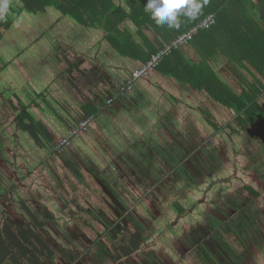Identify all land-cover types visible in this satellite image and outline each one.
<instances>
[{
	"label": "crops",
	"instance_id": "obj_1",
	"mask_svg": "<svg viewBox=\"0 0 264 264\" xmlns=\"http://www.w3.org/2000/svg\"><path fill=\"white\" fill-rule=\"evenodd\" d=\"M123 21L129 20L126 18ZM84 27L89 34L87 43L90 47L80 53L75 48L61 50L62 45L53 42L52 47L47 49L48 56L44 57L43 86L34 89L31 83L30 90L27 89L20 97L15 95V100L21 104L20 106H27V110L31 104L40 105L44 110V127L47 129V132L44 130V155H52L54 142L61 138L77 119L90 111L94 118L88 129L74 139L72 144L64 149L62 155H57L61 158L53 161L54 166H57L58 173L64 178L72 180L74 186L81 184L82 188L77 187L78 190L86 199H91L94 206L110 210L112 203L108 206L102 203L103 199H130L129 207L135 209V218L140 220L137 223L141 227L139 230L144 236L146 234V238L150 236L151 239H158V235L171 231L170 229L179 230L184 218L179 219V215L183 214L177 207L162 206L156 200L173 198L178 183L183 182L185 175L191 176L196 173L195 170L192 171L193 165L200 167L197 162L206 164L207 159L200 157L193 159L191 164H185L186 154L193 151L194 156L205 145L216 146L217 150H221L216 141L217 138L223 139L221 135L226 129L228 132L224 125L228 122L225 117L233 118L236 113L218 103L202 89L198 90L184 80L164 75L158 70L159 74L154 80H137L131 89L119 94L120 83L126 79L130 68L137 67L142 61L113 47L99 48L96 53L91 46L90 37L94 36L101 45V41L107 39L104 31L99 28L103 33H96L97 27L87 25ZM139 46L145 47L146 44L138 42L131 44V53L141 54V50L137 49ZM52 51H55L53 52L55 64L50 54ZM179 51L187 62L199 64L203 61L189 42L182 45ZM92 54L95 55L92 57L93 63L85 57ZM97 54L103 61L99 67L96 65ZM207 62L219 79L236 93L241 91L239 74L248 81L252 80L249 70L228 64L220 52ZM128 63L131 66L125 69ZM168 67L170 68V65ZM82 68H93V71L98 72L103 78L99 87L96 79L83 81L85 74ZM91 75L89 73L88 78ZM148 76L143 78L147 79ZM235 80L239 89L232 87ZM212 81L213 79L211 83ZM31 94L30 100L28 98ZM34 96H37L35 100ZM38 98L42 100L41 103H38ZM109 98L113 101L107 104ZM23 102L25 104H22ZM262 104L264 105V101ZM15 108L17 109L16 106ZM13 117L17 123L13 134H16L18 128L22 127V122L18 121L23 117L22 109L15 110ZM40 117L43 121L42 113ZM207 118L210 120L207 121ZM211 121L217 129L212 127ZM205 132L209 133L207 139L202 138ZM47 134L53 137L49 139ZM210 138L213 143H208ZM11 143L16 153L19 148L18 141L15 138ZM182 154L184 158L179 159L178 155L182 157ZM200 155L204 156L203 153ZM224 167L231 171L236 168L234 163L226 164ZM219 171L220 174L227 172L222 169ZM24 175L26 174L19 176V179H23ZM184 181L188 182L187 189L196 186L200 189L199 197L193 196L194 194L191 196L194 203L189 206L190 211L206 210L208 200H213L212 206L218 207L222 197L219 191L225 187H234L228 177L219 178L217 173L206 182L192 176L190 182ZM192 181L196 183H191ZM215 182L220 184L227 182V185L217 187L214 185ZM203 183H206V186ZM209 183L211 188H208ZM229 194L226 200L231 201L230 205L234 206L232 202L235 200L234 192ZM190 216H193V213H190ZM190 221L197 223L193 217ZM263 259L264 256H260L256 261L260 262ZM259 264H264V260Z\"/></svg>",
	"mask_w": 264,
	"mask_h": 264
},
{
	"label": "flooded vegetation",
	"instance_id": "obj_2",
	"mask_svg": "<svg viewBox=\"0 0 264 264\" xmlns=\"http://www.w3.org/2000/svg\"><path fill=\"white\" fill-rule=\"evenodd\" d=\"M3 31H0V35H3ZM13 96L15 98V95ZM13 98H5L8 108L2 106V100L0 99V137L2 130L6 129L4 128L5 124L7 122L11 123L9 119H12V126L8 127L9 130H12L11 127L14 129V126L17 125L15 121L16 116L13 117V114L15 110L22 109V106L18 105L19 102L16 104V100H12ZM14 105L17 109H14ZM10 110L13 111L12 114H8ZM21 121L22 127L18 128L19 131L13 135V140L16 138L18 141L17 146H19L20 150L18 148L16 153L10 152V147L12 148L14 146L9 141L10 146H8V150L10 155L6 156V158L0 156V161L3 164H7L4 165L6 170L3 173L0 166V199H4L5 197V200H8V204H5L8 205L6 206L7 208H4L5 206L0 203V229L3 222H7L10 226L12 223L13 225L17 222L20 223L21 221L18 218L10 217V215L14 216L19 212L23 216L25 214L28 218L26 221H28L27 207L32 213L38 214L43 221V226L39 230L43 234L46 243L52 246V249L46 246L47 249L44 250V255L40 260L41 264H172L178 260L177 255L179 253L183 254L185 252L183 250H177L178 243L176 242L179 239L181 240V244L187 246L186 250L196 246L197 242L204 247V254H200L202 256V264H253L258 257L264 256V218L261 222H258L257 207H254L259 203L261 198H264V194H262L264 184L262 185L261 181H258L261 191L249 187L250 191L252 190L255 193L249 190L243 191L239 187L222 188L219 191V194L222 196L220 197L222 208L219 210L213 209L215 207L208 205L204 211L201 209L190 211V208L181 211L183 215H179V219L184 218L183 225L177 231H181L182 234L178 237H172V240L169 239L170 237H167L168 243L163 244L160 243L159 239H151L152 241H149V245L156 246L158 249V251H154L146 247L148 246L145 242L147 240L146 234L144 236L142 231L139 230L141 227L137 223L140 220L135 218V209L129 207L130 199H101L102 203H106L108 206H110L109 203H112L110 210H104L103 207L91 204V199L88 200L82 196V193L78 190V188H82L81 184L74 186L72 180L64 178L58 173L59 170L57 166H54L55 163L53 164V161L55 162L57 158H61L57 155L62 154L64 150L62 152H56L52 149L53 159L50 161L49 159L44 160L46 164L44 165L43 163L41 165V170L44 169V166L48 168L44 170V176L42 171H40L41 176H37V178L28 176V180H24L25 176H27L24 175L23 179H19V176L22 174L30 172L26 173L23 171L24 168L29 166L31 168L30 162L34 164L39 160L34 157L29 161L23 151H34L41 155L42 159L44 157V140L40 141L38 137H33L31 134V137L35 140L32 142L28 129L30 124L29 119L24 117ZM223 149L218 150V156L206 153L208 159L210 156L211 164H208V160H205V163L209 167L203 169V164L197 162L200 167L193 165L196 173L191 176L201 178L202 181L206 182L222 169L220 167H224L226 164H235V161L231 159L230 155L225 154V150ZM15 168L19 171L18 173L15 171ZM263 169L261 167V171ZM234 175H236L235 172ZM191 176L190 174L185 175L184 180L189 181ZM261 179L264 183V178L261 177ZM184 180L183 182L187 187L188 182ZM39 188L44 189L40 198L47 201L50 200L48 196L52 195V201L59 199L60 204L63 205L62 208L58 207L61 214L70 215L76 221L73 227L65 224H57V228L61 231L57 235V239L60 241L59 244L55 243L56 239H50L45 235L47 231L45 226L51 223V221L44 218V211L42 212L38 206L33 208L31 203L33 199L32 194ZM195 188L199 189L198 186ZM236 191H239V193ZM231 192H234L233 197L235 200H232L234 206L230 205L231 201L226 200ZM75 194L82 202L84 201L85 204L79 207L85 208V213L79 212L78 208L77 210H73L72 207H68L62 201L68 195L75 199ZM18 195L22 196L20 199V201H23L22 204L17 202L16 196ZM3 209H9L10 215H8L7 211H2ZM190 213H193V216H190ZM261 214H264V211ZM236 216H239V218L235 219ZM191 217L197 223L190 221ZM123 229L133 233L136 231L139 232L142 240L136 243L137 246H132L137 239L132 238L130 246L128 242L119 240V233ZM72 232L75 233L73 234ZM167 232L170 231L168 230ZM181 235L186 239V243L180 238ZM160 236L158 235L157 237ZM101 241H104L102 248L97 249ZM173 241H175V246L172 243ZM120 244L124 246L121 247ZM89 245L96 249L87 259L86 254H81L86 249L82 251L81 248ZM131 246L134 249L127 253Z\"/></svg>",
	"mask_w": 264,
	"mask_h": 264
},
{
	"label": "trees",
	"instance_id": "obj_3",
	"mask_svg": "<svg viewBox=\"0 0 264 264\" xmlns=\"http://www.w3.org/2000/svg\"><path fill=\"white\" fill-rule=\"evenodd\" d=\"M18 1L20 3V10L32 13L52 10L53 12L55 11L54 13L57 12L61 16H69L84 25L102 28L105 37L108 40H112L111 43L114 45L115 49L123 54L139 58L138 60H141L142 63H145L150 55L157 50L154 48L156 46L152 45L147 51L143 50L141 54H132L130 43L124 47L123 40L118 41L116 39V41L114 39L116 36L120 38V36L124 35L120 23L116 21L114 17L119 16L123 20L125 17L129 19L130 17H134L135 10L141 7V3H143L142 1L146 2V0H121V3H118L117 0ZM122 3L128 8V11L125 10V7H121ZM209 13L214 14V24L209 27L200 28L201 30L198 29L191 37L189 43L200 54L203 60L202 62L218 55L219 52L222 51L221 48L223 44L229 45L230 50L226 52L222 51L223 53L221 54L226 58L228 64H233L241 69L249 70L252 80L248 81L239 74L238 77L241 84V91L236 93L228 86V84L219 79L217 74L213 72L208 65V62L203 68L198 67L196 64H192L190 61L187 62L180 53L179 48L171 49L168 54L164 55L154 70H158L164 75L170 77L175 76L177 79L180 78L196 89L207 91V93L218 103L233 110L236 115L233 118L230 117L228 122L224 123L225 127L228 128V136L232 137V140L228 138L232 144L236 143V140L233 138L235 133H241V136H243L245 131L249 130L251 126H254L257 130L255 135L263 144L261 145L260 150L247 148L249 150H247V153L245 154L250 157H256L259 155L262 157L264 155V105L260 103L259 98L264 94V0H208L207 5L202 8L201 14L197 19L188 20L187 17L181 16L184 17V19L180 20V27L174 28L172 33L169 34L167 40L161 43L164 45L167 44L174 36L181 34L183 31L189 30ZM16 14H18V12H16L15 15ZM111 16L114 19H112ZM145 19L146 21L144 22H147V24L151 21L155 24L153 19L149 17H146ZM11 24L12 20L0 12V31L8 28ZM217 26H220L221 29H217ZM216 29L221 32L220 37L216 36ZM145 48H147V46ZM68 63L70 62L68 61ZM142 63L135 67L138 68ZM168 65H170V68ZM135 67L130 68V70H135ZM82 70L85 74L83 81L88 82L90 81L89 79L92 81L96 79L99 87L103 78L100 77L98 72L93 71V68H82ZM89 73L92 74L90 78H88ZM212 79L213 81L211 83ZM16 96L19 97L18 95ZM28 99H32V94ZM33 99L35 100V98ZM22 104L25 103L23 102ZM88 114H90V111H87L84 116L77 119L73 125H76ZM22 116V118L26 117L29 119L30 124L28 129L32 132L33 137H38L40 134L44 136V130L47 132V129L44 127L41 117L37 120H32V117L27 110V106L25 107V105L22 106ZM209 120L210 119L207 118V121ZM18 121H21V119H18ZM73 125H71V127ZM211 125L214 128L217 127L212 121ZM47 135L49 139L53 137L51 134ZM221 136L223 138L224 134ZM208 141L206 140V144ZM259 144L260 143H258V145ZM246 189L250 191L248 186H246ZM247 190L243 189V191ZM65 199L62 201L68 207L71 206L73 210H77L78 208V211L82 213L86 212L85 208L79 207L84 204L80 203L76 195L75 199ZM53 202L58 211L53 212L52 206L46 200L44 202L41 199L36 200V198L31 200L33 208L38 206L42 212L44 211V218L51 221V223L52 220H54L53 222L56 224H65L73 227V224L76 223V221L70 215L61 214L58 207L62 208L63 205L60 204L59 199H55ZM27 211L29 217L28 221L17 222L14 225L12 223L13 226H10L7 222L1 224L0 264H41L40 260L44 255V250L47 249L46 246L49 249L50 247L52 249V246L46 243L43 234L39 230V228L43 226V221L38 214L32 213L28 207ZM54 214L57 215V218ZM118 237L120 241L128 242L129 246L132 243V238L137 239L132 246H137L136 243L142 240L139 232L136 231L133 233L126 231L125 229L119 233ZM120 246L123 247L124 245L120 244ZM132 246L127 253L134 249Z\"/></svg>",
	"mask_w": 264,
	"mask_h": 264
},
{
	"label": "rangeland",
	"instance_id": "obj_4",
	"mask_svg": "<svg viewBox=\"0 0 264 264\" xmlns=\"http://www.w3.org/2000/svg\"><path fill=\"white\" fill-rule=\"evenodd\" d=\"M120 1L121 0H117L118 3ZM142 2L143 3H141V7L136 9L137 11L135 10L134 17H130V19L128 18L129 21H123V19H121L119 16L114 17L115 20L120 23V27H121V30L123 31L124 35L128 36L127 37V36L122 35V36H120V38L118 36H116V38H114V39L115 40L117 39L118 41L123 40L124 41V43H123L124 47H125V45H128L129 43L130 44H134L137 42L142 43V44L145 43L147 48H145L146 46L145 47H141V46L137 47V49L139 51L141 50V52H143V50L147 51L150 48V46H152V45L156 46V47H154L156 49H163L164 44H162L161 42H164L167 40L169 34L172 33L174 28H169L166 25L160 26V25H157L156 23L155 24L152 23V21L149 22V24H147V22H144V21H146V19H145L146 17H149V18H151V17L148 13H146L144 11V6H145L146 2H144V1H142ZM5 4H7L6 11L4 10ZM121 7L122 8L125 7L123 3H122ZM19 8H20V3L18 0H0V12L12 20V24L9 25L8 28L4 29L3 35H0V99L2 100V106H6L7 108H8V104L5 102V101H7L6 99L13 98L14 97L13 95H15V94L18 95L19 97L22 96L27 91V89H29V86L31 85V83H33L34 89H37V88H40L43 86V84H44V57L48 56L49 53L47 52V49L50 46L52 47L53 42L58 43L59 45H62L61 50L75 48L80 53L85 52L86 49L90 47L89 44L87 43L89 34L86 32L85 27H84L85 25L83 23H80V22L76 21L75 19H73L69 16H61L57 12L54 13L55 11L53 12L52 10H48L45 12L32 13V12H28L25 10H20ZM50 9H53V8H50ZM125 10L128 11V8L125 7ZM16 12H18V14L15 15ZM127 16H129V15H127ZM111 18L114 19L112 16H111ZM125 19H126V17H125ZM183 19H184V17H181V16L179 17V20H183ZM217 29H221V27L217 26ZM217 29H216V31H217ZM212 31H214V30H212ZM99 32L103 33V31L98 28L96 30V33H99ZM183 32H185V31H183ZM177 36H179V35H177ZM177 36H174L173 39ZM216 36L220 37L221 32L217 31ZM90 39L92 40L91 46L94 48L93 50H95L96 53L99 50V48L113 47L115 49L114 45H112V43H111L112 40L104 39L101 41V45H99L94 36L91 35ZM162 39H163V41H162ZM187 40H188L187 42L191 41L190 38ZM222 41H223V39H222ZM187 42H185V43H187ZM71 44H74V45H71ZM160 44H162V45H160ZM181 46L182 45H180L176 48H180ZM172 49H174V48H172ZM221 49H222V51L226 52V51L230 50V46L223 44ZM222 51H220V54L223 53ZM53 52H55V51H52L50 53L52 56H53ZM92 55L91 56L86 55L85 57L89 58L88 60L93 63L94 60L92 59V57H94L95 55H93V56ZM97 56H98V58H97L96 65L99 67V64H101V62H103V61L99 57V54H97ZM52 58H53V64H55L54 63V56ZM108 58H109V56H108ZM196 65L200 68L201 67L203 68L205 65H207V61H204V62L196 64ZM130 66H131V64L128 63L126 68H128ZM102 67H104V66L102 65ZM131 72L132 71H130L128 73V75L125 77L126 79L124 80V82L130 77ZM158 74H159L158 71L153 70V72L148 74L149 76L147 79H144L145 77L144 78L142 77L139 80H141V79H142L141 81H143V80L148 81V80H152V79L154 80ZM124 82H122V84ZM232 87L235 89H239L238 84H237V80L234 81V84ZM240 88H241V86H240ZM203 91L205 93H207L205 90H203ZM35 97H37V96H34L33 98H35ZM14 99L15 98H13L12 100H14ZM21 99H23V98H21ZM259 100H260V103L262 104V102L264 101V94L261 96V98ZM41 101L39 99L38 103H41ZM17 102L18 101H16V103ZM18 105L20 106L21 104L18 103ZM28 111L32 117V120L33 119L37 120L38 118H40V115L42 113L43 114V123H44V110L41 109L40 105L31 104ZM227 112L229 113L228 110H227ZM12 113H13V111L10 110V112L8 114H12ZM225 119L229 120L230 117L228 119L226 116ZM10 120H11V123L7 122L5 124L4 128H6V129L2 130L1 137H0L1 138L0 156H3L5 158H6V156L10 155V152L14 153V151L11 147H10V152L8 150V146H10L9 141L10 142L13 141V135H14L13 134V131H14L13 127H11L12 130L8 129L9 126H12V119H9V121ZM20 122H22V121H20ZM26 123H27V121H26ZM256 132H257L256 128L254 126H251L249 128V130L245 131L243 136H241V133H235L233 135V138L236 140L235 144H232L231 141H229V139L232 140V137L228 136L229 133H227V129H226V132L224 133L223 139L219 140V138H217V141H216L217 146H221L220 147L221 149L224 148L223 149V150H225L224 153L230 155L231 159L234 158L235 166L237 168L236 171L235 170L231 171L228 167H221L222 170H225L227 172H222L220 174V171H219V174L217 173V177H219V178L222 176L228 177L230 179V182L233 184L234 188L239 187L241 190H243V189L247 190L246 186H248V188L250 187L251 189H257L258 191H261V189H260L261 187H259L258 181H261V183L264 184L262 182V179H261V177L264 178V169L261 171V167L264 168V155L262 157H261V155L256 156V157H250V156L245 154V153H247V150H249L247 148H251L252 150L253 149L254 150H256V149L260 150L261 149V145L263 143L261 142V140H259L256 137V135H255ZM31 134H32V132H30V137H31ZM208 134H209L208 132H205V134L202 138L207 139ZM38 139L40 141H43L44 136L42 134H40V135H38ZM33 141H35V140L32 138V142ZM210 142L213 143L211 138L209 139V143ZM258 143H260V144L258 145ZM53 145H52V148H53ZM257 145H258V148H257ZM210 150H211V152H210ZM262 150H263V148H262ZM181 152H183V151H181ZM188 152H189V150H188ZM218 152L219 151L217 150L216 146L210 147L209 145H205L204 148L202 150H200L199 152H197L194 156H192L193 151H190L189 154H186L187 155L186 159H184V160H186V162H184V163L185 164H191L193 159H195L196 157H200V158L207 159L208 164H211L212 161L210 160V156L208 159V155L205 156L206 153L218 156ZM23 153L26 155V157L28 158L29 161L32 160V158H34V157L36 159H39L34 164H32L31 162L29 163V164H31V168L27 167V168L23 169V171L26 173L30 171L29 173L26 174L27 176H25L24 180H28V176H33V178H37V176H41L40 171H42V174L44 176V170H47L48 168L44 166V169L41 170V165L43 163H44V165L46 164L44 162V160L53 159V155H49V154L44 155V157L42 159V156L37 154L34 151L27 150L26 152L23 151ZM200 153H203V155L205 157L201 156ZM178 158L183 159L184 158L183 154H182V157L181 156L179 157V155H178ZM226 159H227V157H226ZM214 162H215V160H214ZM208 164L206 165L203 163V165H202L203 169H207L209 167ZM4 165H7V164L6 163L3 164L0 161L2 173H3V171L6 170ZM15 171H16V168H15ZM193 171H194V169H193ZM201 172H203V171H201ZM234 172L236 174L235 177H231V175H233ZM189 182H190V180H189ZM191 183H196V182L192 181ZM203 184L206 186V183H203ZM215 184L218 187L220 185H227V182H224L222 184L215 182L214 185ZM70 186H72V185L70 184ZM194 186H195V184H194ZM210 186H211V183L208 184V188H211ZM176 191L177 192L175 194H173V198H171L169 200L168 199H158V200H156V202L162 206H175V207L178 206L177 208L180 211H183L185 208H187L189 206L191 207V205L194 203V201L192 200L193 197L191 199V196L193 194H194L193 196L199 197L200 189H197L195 187H190L189 189H187L184 182L180 181L177 185ZM209 191L211 192L212 190L209 189ZM42 192H44V189L39 188L34 193V195L31 193L33 200L36 198V200L41 199L44 202V200L42 198H40ZM236 192L239 193V191H236ZM262 194H264V191H262ZM21 197L22 196H20V195L16 196L17 202L22 204L23 201H20ZM48 197L50 200H47V202L50 203V205L52 206V211L53 212L58 211L55 203L51 199L53 196L50 195ZM65 198H66L65 200H72V198L69 195ZM79 201H80V203L85 204L84 201L82 202V200H80V199H79ZM208 201H209V206H212L214 204L213 200H208ZM3 202H4V204H3ZM0 203L3 206H5L4 208H7L6 206H8V205H5V204L6 203L8 204V200H5V197H4V199H0ZM13 206H14V204H13ZM221 206L222 205L220 204L218 207H215L213 209H216V208L221 209L222 208ZM254 207H257V220H258V222H261L264 218V214H261L264 211V209H263L264 208V198H261V200H259V203L256 204ZM2 211H7L8 215H10L9 209L8 210L3 209ZM12 211H13V209H12ZM54 216L57 218L56 214H54ZM10 217H12V218L16 217L20 221L28 219L27 216L25 214L23 216L21 214V212L17 213L14 216L10 215ZM237 218H239V216L235 217V219H237ZM53 221L54 220H52V223H48L45 226V228L47 229L45 235L47 237H49L50 239H54V240L56 239L55 243L59 244L60 241H59V239H57V235L61 231L57 228V224L54 223ZM227 222H228V220H227ZM159 223H160V225H162L161 222H159ZM168 223H169V221H168ZM170 230H171L170 232H165V233L161 234V237L158 238L161 244L168 243L169 237H171V238L174 236L178 237L180 234H182L181 231H172V229H170ZM72 233L74 234L75 232H72ZM180 238H182V240L185 241V243H186V239L182 235L180 236ZM149 241H152V240H151L150 236H147V240H145V242L148 244V246H146V247H148L150 250L158 251L156 246L149 245ZM177 241H178V242H176V243H178L177 250L178 251L183 250L185 252L183 254L179 253L177 255L178 260L172 264H202V256H200V254H204L205 250H204V247L201 246V244L199 242H197L196 246H193L190 249L186 250L187 246L184 244H181L180 239ZM103 242L104 241H101L99 243L97 249L102 248ZM172 243L175 246V241H173ZM81 249H82V251H84L86 249V251L82 252L81 254H86V258L88 259L91 255V253L96 248L89 245L87 247H82ZM261 257H263V255ZM263 260H260V262ZM260 262L254 261L253 264H256V263L259 264Z\"/></svg>",
	"mask_w": 264,
	"mask_h": 264
},
{
	"label": "built area",
	"instance_id": "obj_5",
	"mask_svg": "<svg viewBox=\"0 0 264 264\" xmlns=\"http://www.w3.org/2000/svg\"><path fill=\"white\" fill-rule=\"evenodd\" d=\"M214 22V14L209 13L195 26L191 27L185 32H182L181 35L179 34V36L170 40L167 44L164 45L163 49H159L156 52L152 53L145 63H142L138 68L131 72L130 77L118 88V93L123 94L131 89L137 80L147 76L151 71H153L154 68L160 63L163 56L168 54L172 48L183 45L188 41L187 39H191V37L197 32L198 29L209 27ZM112 101L113 99L109 98L107 100V104ZM93 118V114L87 115L86 117L82 118L76 125L67 129L66 133L54 143L53 150L56 152H62L66 147L70 146L74 139L78 138L83 132L88 129L89 123L93 120Z\"/></svg>",
	"mask_w": 264,
	"mask_h": 264
},
{
	"label": "clouds",
	"instance_id": "obj_6",
	"mask_svg": "<svg viewBox=\"0 0 264 264\" xmlns=\"http://www.w3.org/2000/svg\"><path fill=\"white\" fill-rule=\"evenodd\" d=\"M208 0H146L144 11L157 25L169 28L180 27V16L197 19ZM7 4L4 5L6 11Z\"/></svg>",
	"mask_w": 264,
	"mask_h": 264
}]
</instances>
